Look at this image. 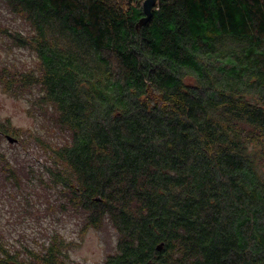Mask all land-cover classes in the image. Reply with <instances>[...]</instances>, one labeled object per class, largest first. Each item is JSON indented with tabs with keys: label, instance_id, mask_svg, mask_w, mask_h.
<instances>
[{
	"label": "trees",
	"instance_id": "trees-1",
	"mask_svg": "<svg viewBox=\"0 0 264 264\" xmlns=\"http://www.w3.org/2000/svg\"><path fill=\"white\" fill-rule=\"evenodd\" d=\"M2 1L36 64L0 83L37 126L0 139L41 160L0 143V202L111 227L100 264H264V0H158L140 28L144 0ZM3 222L0 264H73L58 230L16 244Z\"/></svg>",
	"mask_w": 264,
	"mask_h": 264
},
{
	"label": "rangeland",
	"instance_id": "rangeland-1",
	"mask_svg": "<svg viewBox=\"0 0 264 264\" xmlns=\"http://www.w3.org/2000/svg\"><path fill=\"white\" fill-rule=\"evenodd\" d=\"M15 15L6 7V2L0 0V25L5 27L18 28L24 26V23L14 18ZM0 64H16L17 67L31 68L36 64L32 54L26 50L12 45L7 38L0 33ZM29 100L26 95L14 96L4 91L0 83V121L10 119L12 125L20 126L24 129L36 127V117L30 115ZM3 148L19 160L23 167L28 169L29 165L37 167L36 163L41 159H36L37 153L31 147H24L21 143H11L7 138L0 139ZM42 193H45L42 190ZM4 201L0 202L4 230L9 234L10 243L18 244V240L35 243L38 235H42V230L51 228L58 230L68 240H73L74 244L70 248V259L73 264H100L113 250L115 246V232L111 227L103 229L89 228L82 232V221L80 217L66 214H56L45 212L46 204L41 205V212L38 215H29L19 213V206H12L14 195L6 196ZM17 198H21L18 193ZM17 207V208H16ZM11 211H14L11 214ZM8 229V231H7ZM23 232V234H19Z\"/></svg>",
	"mask_w": 264,
	"mask_h": 264
},
{
	"label": "water",
	"instance_id": "water-1",
	"mask_svg": "<svg viewBox=\"0 0 264 264\" xmlns=\"http://www.w3.org/2000/svg\"><path fill=\"white\" fill-rule=\"evenodd\" d=\"M158 0H144L143 1V10H144V15L139 19V21L136 24L137 28H140L144 24H146L153 16V10L155 5L157 4ZM2 134L0 130V135ZM6 138L11 142L15 143L18 141V139L10 134H6ZM1 246V244H0ZM162 247V243L159 245L158 248Z\"/></svg>",
	"mask_w": 264,
	"mask_h": 264
},
{
	"label": "bare ground",
	"instance_id": "bare-ground-1",
	"mask_svg": "<svg viewBox=\"0 0 264 264\" xmlns=\"http://www.w3.org/2000/svg\"><path fill=\"white\" fill-rule=\"evenodd\" d=\"M61 248V247H60ZM65 248V247H64Z\"/></svg>",
	"mask_w": 264,
	"mask_h": 264
}]
</instances>
